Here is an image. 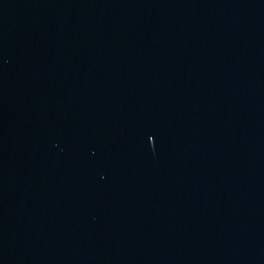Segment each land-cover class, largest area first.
I'll return each instance as SVG.
<instances>
[{
	"label": "water",
	"instance_id": "obj_1",
	"mask_svg": "<svg viewBox=\"0 0 264 264\" xmlns=\"http://www.w3.org/2000/svg\"><path fill=\"white\" fill-rule=\"evenodd\" d=\"M0 264H264V0H0Z\"/></svg>",
	"mask_w": 264,
	"mask_h": 264
}]
</instances>
